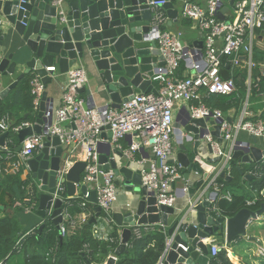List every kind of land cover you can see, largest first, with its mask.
Segmentation results:
<instances>
[{
	"label": "water",
	"instance_id": "95a60500",
	"mask_svg": "<svg viewBox=\"0 0 264 264\" xmlns=\"http://www.w3.org/2000/svg\"><path fill=\"white\" fill-rule=\"evenodd\" d=\"M148 1L151 0H0V12L11 26L10 32L0 35V101L26 74L37 72L47 85L52 81L50 73L53 72L47 71V67L56 66L64 75L79 62L96 70L93 75L95 93L99 98L109 99L112 107L119 108L134 93L157 92L147 75L152 76L154 68L163 66L165 61L154 43L148 44L143 40L152 17ZM174 1L166 0L163 5L170 19L179 15ZM234 1L231 0L232 3ZM228 10L229 7L223 4L219 17L225 19ZM202 38L203 33H199L194 41L200 54L204 46ZM13 46L16 50L28 49L32 56L17 79L4 87L7 77L14 75L17 69L14 53H8ZM234 57L235 54L231 55V58ZM84 91L88 94L87 101L95 104L92 92L85 86L79 89L80 94ZM46 100L45 91L37 123L17 132L19 144L15 151L21 150L27 136L42 132V124L47 118L45 114L48 110L52 112ZM212 118H193L189 112L185 119H182L181 113L176 115V124H180L186 133L185 141H179L176 155L183 172L182 178L188 183L193 175L199 176L195 187H187L188 201L180 210L175 205L158 204L154 192L142 183L141 170L122 150L108 142L112 132H102L104 140L98 144L100 167L106 171L113 169L117 187L123 186L132 194L131 204L126 210L113 213L115 224L123 228L115 251L117 255L126 250L133 229L142 225L168 227L166 248L159 264H209L212 256L210 243L204 242L206 239L223 233L226 243L231 244L240 237L248 236V226L260 218L264 206L259 210L243 208L232 217L224 216L214 205L213 189L204 184L214 171L219 172L220 177L230 179L226 170L231 167L232 160L258 162L264 158V150L251 142L236 140L232 160L224 166L221 157H207L206 152L213 154V149L210 143L204 141L205 136L211 133L222 142L219 120ZM208 123L215 124L213 131ZM9 134V131L0 134L1 146L6 145ZM67 159L60 138L53 136L48 137L43 148L27 160V174L31 176L37 192L38 205L33 211L16 213L23 225L21 234L35 228L43 230L46 219L57 226L63 223L65 201L54 197L60 179L58 171L60 167L67 166ZM211 162L216 163L214 169ZM85 167V160L74 161L63 175L62 182L70 198H74L80 188L83 195L88 192L89 200L97 204V192L81 182ZM237 169L243 173L240 166ZM245 176L253 178L249 173ZM176 181L172 183L173 187ZM0 208L5 207L1 205ZM95 211L90 223L97 222L101 207L97 205ZM169 216H174L171 224ZM116 261L114 256H110L106 264H116Z\"/></svg>",
	"mask_w": 264,
	"mask_h": 264
},
{
	"label": "built area",
	"instance_id": "2783aa9c",
	"mask_svg": "<svg viewBox=\"0 0 264 264\" xmlns=\"http://www.w3.org/2000/svg\"><path fill=\"white\" fill-rule=\"evenodd\" d=\"M165 3L166 0L148 1L152 17L150 28L143 35L145 42L155 44L165 61L163 66L154 68L152 76L147 75L153 84L155 82L157 92L134 93L131 98L122 102L119 108L109 104L103 106L92 104L80 95L79 89L85 86L89 78L84 66L76 64L66 74L67 82L61 104L58 107L48 104L52 107V112L50 110L46 112L47 118L42 124V132L27 136L19 152L11 151L8 141L5 146L0 145V163L6 162L5 168L0 167V173L3 171L17 173L21 170L24 172L27 160L43 148L47 138L58 136L64 152L67 153L68 163L66 167H60L58 171L60 179L54 199L60 197L65 202L69 196H63L66 187L62 177L68 167L76 161V158L72 156L73 153L78 148H82L85 151V158L81 160L86 161V167L82 173L81 182L97 192L96 205L101 207V214L103 213L100 219L109 226L107 233H104L96 225L95 234L102 238L108 237L109 231L115 224L114 204L118 198L115 171L113 169L106 171L100 167L99 163L98 144L102 140L103 131L112 132V145L122 150L141 170L142 183L149 191L154 192L158 204L167 206L176 204L177 196L172 183L182 178L181 165L176 158L178 149L175 141L177 140L178 143L185 141L186 133L182 127L177 126L175 119L177 113H181L180 107L184 103L187 104L186 108L193 118L213 116L212 119L219 120L222 142H219L211 133L205 136L204 141L211 144L213 155L221 157L223 166L232 160L236 136L240 131H246L253 137H264V121L249 119L251 115L246 108L237 119L230 120L221 109H211L204 102V99L212 94L227 95L236 90L234 79L222 76V67L226 63L233 64L234 67H247L249 74L251 73V69L255 66L252 59V40L255 29L264 24V0H235L233 3H228L232 10L228 19L219 17L224 0H207L205 6L185 1L183 16L192 19L193 28L195 26V29L203 33L202 54L193 44L183 39L182 31L166 28L169 17L163 8ZM226 14L227 12L225 16ZM6 23L5 16L0 15V30ZM233 54L235 57L231 58ZM225 58L228 62L224 61ZM182 61H185L186 70L183 76H179L178 69ZM46 69L56 71V66H49ZM260 69L264 74V63L260 64ZM248 83L250 84V79ZM30 85L33 106L39 113L46 84L42 77L35 73ZM262 96L264 101V92ZM37 119L13 127L9 122L10 118L2 116L0 134L10 129L17 133L24 127L36 124ZM129 136L131 141L128 147L123 148L120 142ZM147 148L151 149L153 158L142 154L141 150ZM3 151H6L5 156L2 154ZM218 177L219 172L214 171L209 178V186L215 193L214 203H217L219 198L231 201V192L224 190L223 184L217 181ZM33 188L31 182L28 190L31 191ZM89 203L92 202L87 192L79 204L85 208ZM247 203L250 205L254 201L248 200ZM15 205L23 207L26 211H33L38 204L34 201L30 204L17 201ZM65 213L69 219L68 224L59 225L62 236L69 233V224L76 226L77 223L68 212V206L64 205V216ZM89 218V215H84L80 224ZM153 229L154 225H142L135 227L134 232L140 236L142 230L152 231ZM209 243L211 256H216L223 248L215 240ZM259 251L264 254L262 246Z\"/></svg>",
	"mask_w": 264,
	"mask_h": 264
},
{
	"label": "trees",
	"instance_id": "16d2710c",
	"mask_svg": "<svg viewBox=\"0 0 264 264\" xmlns=\"http://www.w3.org/2000/svg\"><path fill=\"white\" fill-rule=\"evenodd\" d=\"M231 3V0H224ZM227 19L229 16L226 17ZM181 24L186 30H192L189 43L194 45L199 32L193 28V20L181 17ZM168 28V25H166ZM264 32V24L255 29L258 36ZM264 35V34H262ZM253 62L255 66L249 70L247 67H234L233 64L226 63L222 67L224 78H233L236 90L231 94H212L204 99L205 104L211 109L218 108L228 116L229 110L235 108L241 112L243 104L248 100L247 110H253L254 114L249 117L253 121H264V74L260 69V64L264 63V48H260L256 43L253 45ZM225 62L228 59L225 58ZM186 70L185 61H182L178 69V75L183 76ZM37 72L26 74L11 90L9 95L0 101V115L8 114L12 121L11 126L21 125L26 121H34L38 118V111L33 106V95L31 93V79ZM250 79V84L248 80ZM8 146L11 151H15L19 144L17 133L9 130ZM2 154L5 156L6 151ZM74 158L80 159L78 156ZM6 162L2 161L0 167L5 168ZM238 161L232 160L231 176L234 178L227 180L225 177H218L217 181L223 184L225 191H230L232 200L225 198L217 200L220 213L227 217L234 216L243 208L259 210L264 206V158L255 162L248 168H242L243 172L252 171L254 176L251 180L243 179V183L248 185L245 189L242 182L236 181V177H242V172L237 169ZM23 170L17 173H0V264H106L111 255H116V264H159L166 248V230L160 225H154L152 231H143L138 236L133 229V233L127 243L124 252L117 255L115 253L119 245L118 226L114 224L109 231L107 238L99 237L95 234V227L98 224L90 223L91 217L96 214V204L89 203L85 208L80 206V198H66L65 206L68 212L75 216L81 213H91L90 218L80 224L73 232L62 236L59 226L52 220L46 219L43 230L35 228L29 232L21 234L23 225L17 218L16 213L23 210V207L16 206L17 201L23 204H30L31 201L38 204V196L35 188L28 190L31 183L29 178H22ZM236 185V187H235ZM67 195L65 191L64 195ZM252 200L254 203L248 204ZM103 214V213H102ZM100 213L96 219L102 216ZM264 223V211L260 218L253 221L247 228L248 234H253L256 224ZM67 224V223H65ZM63 237V238H62ZM112 238V239H110ZM218 238L224 242V234L220 233ZM264 247V246H263ZM51 255L48 256L47 254ZM209 264H236L231 259L226 248H222L216 256H212Z\"/></svg>",
	"mask_w": 264,
	"mask_h": 264
},
{
	"label": "crops",
	"instance_id": "0c3cea01",
	"mask_svg": "<svg viewBox=\"0 0 264 264\" xmlns=\"http://www.w3.org/2000/svg\"><path fill=\"white\" fill-rule=\"evenodd\" d=\"M185 1L195 2V3H198V4L202 5V6H205L206 3H207V0H175L173 2L174 7L179 10V15L175 19H170L169 18V20L167 22L168 29L172 30V31H178V30L182 31L184 33L183 39L187 43H189L190 41H189L188 38H190V35H192L193 31L184 29L183 25L181 24V21H180L181 17L183 16V8H184V5H185ZM224 5L228 6V3L224 2ZM231 13H232V10L229 8V10L227 11L226 17L230 16ZM0 15H3V14L0 12ZM194 29H195V26H194ZM10 31H11V26H10V24L7 21V23L4 25V27L0 30V35L6 34V33L10 32ZM262 34H264V32H262ZM262 34H260L259 36L257 34H255V36H254V38L252 40L253 45L255 43V39L256 38H263L264 37V35H262ZM258 40L259 41H257L256 44L261 48V46L259 44L261 42L260 41L261 39H258ZM148 44H149V42H148ZM8 53H14L13 60L17 61V69H16V72H15L14 75H9L7 77L6 84L4 85V87H6L8 84L12 83L13 81H15L17 79V76L26 69V62L32 56V53L28 49H26V50H24V49L23 50L22 49L16 50V48L14 46L11 49H9ZM77 65H82L86 69V72H87L89 80L85 84V87H86V89H89L92 92V94L94 96L95 104L98 105V106H103V105H106V104H110L109 99L99 98L96 95V93H95L96 92V83H95V81L93 79V75L96 72V70L94 68L88 67L83 62H79ZM50 76L52 77V81L49 82L46 85V93H47L46 103L52 104L54 107H58L61 104V102H62L63 90H64V87H65L66 82H67V75L66 74H64V75L61 74L59 72L58 68L56 67V71H53L52 73H50ZM154 86L157 87L155 82H154ZM80 95L83 98H85L86 100H88V94H87L86 91H84ZM2 100H4V99H2ZM186 107H187V104H185V103L180 107V112L182 114V119H185L187 112H189ZM241 112H237L235 108H232V109L229 110V114H228L227 118H229L230 120H235L241 115ZM248 112L250 113L251 116L254 114L253 110H249ZM2 116H8V118H10L9 122H11V124H12L13 120L11 119V117L8 114L2 115ZM177 126L179 128L181 127L180 124L177 125ZM208 126H209L211 131H213L215 129V124L208 123ZM236 139L237 140H241L243 142H251V144L255 145L256 147H258V148H260L262 150H264V137H255L254 138L248 132L240 131L237 134ZM102 140H104V139H102ZM130 141H131V138L129 136L127 139L121 140L120 144L123 146V148H126V147H128ZM108 142L111 143V139H109ZM175 145H176V147L178 149L179 143L177 142V140L175 141ZM190 146H192V143H190ZM113 147H114V144H113ZM142 154L144 156H146V157H150V158L154 157L150 148H147V149L143 150ZM206 156L210 157V158H214L215 157V155L209 154L207 152H206ZM118 159L119 158H117V160ZM76 160H77V158H76ZM78 160H80V159H78ZM252 164H254V163L252 162L251 164H248V163H243V162H239L238 161V166H240L241 169L242 168H244V169L248 168ZM211 165H212V169H214V166L216 165V163L215 162H211ZM230 170H231V167L226 170V173L228 174V176H230V179L231 178L233 179L234 176H231V171ZM213 173H212V175H213ZM247 173H249V174L254 176V173L252 171H248V172L244 171L242 173L243 174L242 177H238V176L236 177V179H237L236 181L242 182L243 179H249V178H247L245 176V174H247ZM182 175H183V172H182ZM27 177H28L27 176V170L25 169L23 174H22V178L23 179H27ZM198 178H199V176L197 177V176L193 175V178L188 183L183 178L178 179L176 181V185L173 188H174V192H175V194L177 196V201H176L175 207H177L179 210L182 209L185 206V204L187 203V201H188V189L185 190V188L186 187H192V186L195 187L196 186V179H198ZM230 179H228V180H230ZM249 180H251V179H249ZM204 185L206 187L209 186V179L208 178H207L206 183ZM244 187H245L246 190H248V188H249L248 185H246V184H244ZM83 196L84 195L80 192V188H78L76 196L74 198H78V199L80 198L79 200H82ZM131 199H132V194L131 193L127 192L123 188V186L118 187V198H117V201L114 204V212L125 211L127 206L129 204H131ZM214 205L216 207H218L216 202L214 203ZM90 214L91 213H81V214H76L75 216H73L74 220L77 223H76V226H72L71 224H69V226H68L69 233L73 232L79 226V224L82 221L84 215H89L90 216ZM68 219H69V217L66 216V213H65L63 223H67L68 224ZM173 220H174V216H169L170 224L173 222ZM97 222H98L97 225L101 229V231H103L104 233H107V231L109 229V226H107L103 222V220L100 219V217L98 218ZM255 226H256V229L253 232V234H248V232H247L248 236L240 237V238L236 239L234 242H232L231 244H226L225 245L224 242L219 244L223 248H226L228 253L232 250L231 252H234L235 255L239 258V261H240L239 264H252L251 259H252L253 256H252L251 253H248L247 251L248 250H252V245L253 244H255L257 246V250L256 251H258L261 246L262 247L264 246V223L261 222V223L256 224ZM122 229H123L122 227L118 226L119 242H120V238H121L120 235H121ZM165 230L167 232L168 227H165ZM250 236L254 237V238H251ZM225 239L226 238H225V235H224V240ZM244 239H247V241L245 242ZM213 240H215L217 243H219L221 241L218 238V235H214V236L210 237L209 239H206L204 242L208 243V242H211ZM238 244L247 246L248 247L247 251L246 250H241L240 252H238V249L240 250V248H237ZM114 256L116 257V255H114Z\"/></svg>",
	"mask_w": 264,
	"mask_h": 264
},
{
	"label": "rangeland",
	"instance_id": "374dc122",
	"mask_svg": "<svg viewBox=\"0 0 264 264\" xmlns=\"http://www.w3.org/2000/svg\"><path fill=\"white\" fill-rule=\"evenodd\" d=\"M258 39H261L260 41V46H261V48H264V37L263 38H256L255 39V43H257V41H259ZM247 107H248V101L246 100L245 102H244V104H243V109L242 110H244V108H246V110H247ZM241 110V111H242ZM248 111V110H247ZM253 163H255V162H253ZM248 164H251V163H248ZM253 165V164H252ZM251 165V166H252ZM30 180H31V176L30 177H28ZM32 182V181H31ZM235 187H236V185H235ZM245 240V242L247 241V239H244ZM222 243V241H220L219 242V244H221ZM224 244L226 245L227 243H226V241L224 240ZM237 248H240V250L238 249V252H240L241 250H246L247 251V246H245V245H241V244H238L237 245ZM253 250V251H252ZM252 250H248L247 252L248 253H251L252 254V259H251V262H252V264H264V254H262L259 250H260V248H259V250L258 251H256L257 250V246L255 245V244H253L252 245ZM232 251V250H231ZM229 252L228 254H229V256L231 257V259H233V260H235L236 261V264H239V258L236 256V255H233V253L232 252ZM256 251V252H255Z\"/></svg>",
	"mask_w": 264,
	"mask_h": 264
},
{
	"label": "bare ground",
	"instance_id": "6f19581e",
	"mask_svg": "<svg viewBox=\"0 0 264 264\" xmlns=\"http://www.w3.org/2000/svg\"><path fill=\"white\" fill-rule=\"evenodd\" d=\"M74 156H78L80 159H84L85 158V151L82 148H78L72 155Z\"/></svg>",
	"mask_w": 264,
	"mask_h": 264
}]
</instances>
